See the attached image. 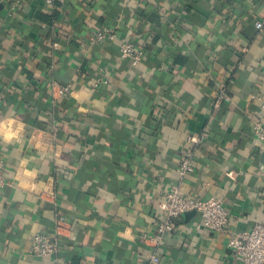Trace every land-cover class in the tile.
Returning a JSON list of instances; mask_svg holds the SVG:
<instances>
[{
    "label": "crops",
    "instance_id": "crops-1",
    "mask_svg": "<svg viewBox=\"0 0 264 264\" xmlns=\"http://www.w3.org/2000/svg\"><path fill=\"white\" fill-rule=\"evenodd\" d=\"M258 21L264 0H65L53 10L0 0V155L10 182L0 191V264H55L29 249L57 217L60 261L137 264L153 251L141 237L164 218L160 196L172 185L221 198L229 223L214 233L182 216L160 264H239L229 240L264 223V151L251 127L264 123ZM102 28L116 41L90 43ZM126 41L144 53L135 68L120 59ZM52 84L73 93L53 100ZM222 88L229 100L216 106ZM188 152L194 171L180 178Z\"/></svg>",
    "mask_w": 264,
    "mask_h": 264
},
{
    "label": "built area",
    "instance_id": "built-area-1",
    "mask_svg": "<svg viewBox=\"0 0 264 264\" xmlns=\"http://www.w3.org/2000/svg\"><path fill=\"white\" fill-rule=\"evenodd\" d=\"M46 8L53 10L56 4H63L65 0H41ZM19 0H16L18 3ZM163 11L162 7H157ZM257 29L264 27V22L255 23ZM92 44H109L116 41L117 33L110 28H102L92 36L87 37ZM58 44H54L57 49ZM120 59L129 62L131 67H137L144 53L138 49L132 42H122L118 48ZM73 93L71 84L51 85V96L53 100L70 96ZM229 95L224 88L220 89L215 105L221 101H228ZM254 143L260 150L264 151V123L260 121L251 124ZM205 134H202L204 137ZM201 137V138H202ZM194 171L193 154L188 152L182 159L178 167V176L184 178ZM10 185L5 176V161L0 155V191ZM164 218L155 226L154 234H143L141 241L144 244H150L153 251L148 254L144 260L137 264H160L161 256L159 248L164 244V237L172 233L179 223L183 214L194 212V226L196 229H207L214 233L225 231L229 223V214L221 198L214 196L208 198H189L180 188V185H172L162 191L161 194ZM64 223V218L57 217L55 221V230L52 233H36L32 237L29 253L38 257L52 258L55 264H69L67 261L58 259L60 249V227ZM228 248L233 251L239 264H264V223H255L249 230L244 231L233 237L228 242Z\"/></svg>",
    "mask_w": 264,
    "mask_h": 264
},
{
    "label": "trees",
    "instance_id": "trees-1",
    "mask_svg": "<svg viewBox=\"0 0 264 264\" xmlns=\"http://www.w3.org/2000/svg\"><path fill=\"white\" fill-rule=\"evenodd\" d=\"M39 18L46 24H49L51 22V19H52V17H48V16H45V15H39ZM54 39L58 42L59 38L58 37H54Z\"/></svg>",
    "mask_w": 264,
    "mask_h": 264
},
{
    "label": "water",
    "instance_id": "water-1",
    "mask_svg": "<svg viewBox=\"0 0 264 264\" xmlns=\"http://www.w3.org/2000/svg\"><path fill=\"white\" fill-rule=\"evenodd\" d=\"M192 214H194V212H188V213L183 214L182 216H191Z\"/></svg>",
    "mask_w": 264,
    "mask_h": 264
}]
</instances>
